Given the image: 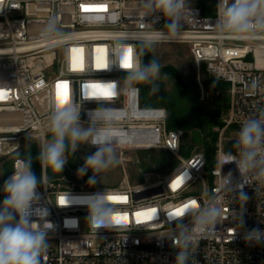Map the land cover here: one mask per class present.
I'll list each match as a JSON object with an SVG mask.
<instances>
[{"label": "built area", "instance_id": "1", "mask_svg": "<svg viewBox=\"0 0 264 264\" xmlns=\"http://www.w3.org/2000/svg\"><path fill=\"white\" fill-rule=\"evenodd\" d=\"M218 3L187 0L192 11L185 14L179 34L157 43L188 46L202 101L220 94L204 89L203 69L230 85V108L220 130L215 166L209 171L201 149L187 157L180 154L183 131L167 128L165 108L143 106L140 86L127 88L128 71L113 62L112 46L120 34L127 33L124 42L136 45L137 37L153 27L167 33L165 18L153 24L152 16L143 15L141 0H0V166L9 164V177L30 142L40 150L49 140V118L59 103L58 95L66 93L85 126L86 113L107 110L111 127L100 135L113 141L125 174L123 185L89 186L91 174L77 176L82 165L71 166L68 153L63 168L70 176L68 183L52 185L47 168L42 169L39 203L47 207L53 229L48 231V249L41 264H174L177 249L171 238L179 231L176 223L190 224L192 216L188 212L169 214L193 201L202 207L213 199L222 209L221 216L211 231L194 234L187 264H264V245L246 244L239 222L244 212L246 228H264V185L250 175L243 188L250 199L245 201L223 183L230 170L234 178L239 176L235 164L223 162L228 153L237 154L236 149L230 152L226 147L234 145L243 122L264 108V31L220 33L216 28ZM204 9L211 14H204ZM53 18L60 35L42 37ZM137 60L140 56L135 48L131 63ZM109 84H115V95H102ZM232 127L234 134L227 137ZM156 149L176 156L177 166L158 178L153 172L143 173L144 182L131 183L126 153ZM97 191L117 198L109 200L114 209L110 228L93 230L86 219V206L71 199ZM191 191L195 194L187 195ZM72 219L78 225L66 226L65 221Z\"/></svg>", "mask_w": 264, "mask_h": 264}, {"label": "clouds", "instance_id": "2", "mask_svg": "<svg viewBox=\"0 0 264 264\" xmlns=\"http://www.w3.org/2000/svg\"><path fill=\"white\" fill-rule=\"evenodd\" d=\"M144 16H152L153 24L159 18L166 20L165 33L159 29L145 32L137 37L138 44L125 43L129 36L120 34L112 53L114 63L128 71L126 87L133 88L137 84H150V94L160 91L154 82L159 78L161 65L157 59L148 62L137 60L127 67V55L135 48L139 49V56L152 50L157 43L176 37L181 28L186 13L192 10L187 6V0H141ZM216 28L222 34L242 35L256 30L264 31V0H219ZM60 35L55 18L50 19L42 37L52 39ZM115 95V84H113ZM255 88V84L253 85ZM138 90V89H137ZM107 110L99 109L86 113L87 126L81 121L79 109L70 102L58 103L49 118L51 139L41 145L36 159L41 168H51L62 172L67 164V153L75 154L81 144L91 143L95 151L84 157V163L77 169V176L83 177L91 170L87 184L94 186L98 181V174L119 163L115 153L113 141L107 135H100L111 127ZM237 154L228 153L224 163L235 164L238 178H234L230 170L224 176V186L228 191L238 192L241 199L247 201L250 197L243 191L245 181L251 175L257 182L264 185V108L258 110V115L245 120L234 141ZM43 180L33 168V158L29 154L24 159H18L15 170L4 181L2 190L4 198L0 200V264H41V257L48 249V231L53 224L47 219V207L41 205L39 188ZM68 198L65 197V200ZM71 199L86 206V217L93 230L110 228L113 225L114 209L110 205L108 195L104 191L84 194ZM222 209L213 199L202 207H192L188 213L192 216L190 224L182 221L176 223L178 232L172 236L173 247L177 249L174 264H187L190 245L195 233L211 231L221 216ZM41 219L45 220L42 225ZM239 222L243 227L242 239L246 244L264 245V228L259 226L246 228L245 213L239 215ZM66 226L76 227V219L66 220Z\"/></svg>", "mask_w": 264, "mask_h": 264}, {"label": "trees", "instance_id": "3", "mask_svg": "<svg viewBox=\"0 0 264 264\" xmlns=\"http://www.w3.org/2000/svg\"><path fill=\"white\" fill-rule=\"evenodd\" d=\"M204 14H211L204 9ZM139 50V49H138ZM152 58L157 59L152 50H146V54L140 56V60L148 62ZM158 61V60H157ZM159 62V61H158ZM160 63V62H159ZM161 65L160 73L173 82L170 90L165 89L164 83L155 80L160 91L156 94H150V84H137L141 88V102L143 106L163 107L168 113L167 128L169 130H182L180 154L183 157L191 155V152L198 148L207 156V169L210 171L215 166L217 154L218 139L220 130L225 126V118L230 108V96L228 93L229 83L208 75L203 69V86L207 92L220 91L218 96H214L209 106L200 99V86L197 82L196 75L185 78L180 71L172 65ZM234 128L227 130V133L233 132ZM51 133L49 137L51 138ZM39 149L38 144L30 142L29 146L23 150L21 156L26 158L31 154L33 158V168L35 164H40L36 159ZM70 164L77 166L71 152L68 153ZM170 152L161 151H140L138 155V166L141 171L157 173L161 171L162 166L174 168L176 161L170 160ZM9 164L0 166V188L8 177ZM49 181L56 186L61 181L68 183L70 176L53 171L47 168ZM63 178V179H62ZM4 192L0 190V200L4 198Z\"/></svg>", "mask_w": 264, "mask_h": 264}, {"label": "rangeland", "instance_id": "4", "mask_svg": "<svg viewBox=\"0 0 264 264\" xmlns=\"http://www.w3.org/2000/svg\"><path fill=\"white\" fill-rule=\"evenodd\" d=\"M153 55L157 58V60L162 65H172L175 68H177L182 75L185 76V78H189L191 75L194 74V63L193 59L190 53V50L186 44H176V43H164V44H156L154 48L152 49ZM184 70L188 72V74H184ZM162 83H164V87L166 90H170L173 87V82L168 77L159 74V78L156 79ZM207 106H209V103L212 101V98L203 100ZM233 132L227 133V137H231ZM51 138L49 137V140ZM227 151L234 152L235 147L233 144H229L226 147ZM95 149L91 148L89 144H81L79 146L78 151L73 155V159L75 160V164L83 165L84 163V157L94 152ZM154 151H161L160 149H156ZM140 152V151H139ZM139 152H127L126 157L129 159V162L127 163V171L128 175L130 177L131 183L137 184L145 181V173H149L146 171H140L138 166V155ZM170 160L176 161L178 163V160L176 156L170 154ZM35 164V172L38 176L42 178V168L39 164L37 166V163ZM71 165V164H70ZM72 166V165H71ZM177 166V165H176ZM175 166V167H176ZM74 167V166H73ZM174 167V168H175ZM173 168L170 166H162L161 171L154 173V178L162 177L170 172ZM62 173L64 171L62 170ZM144 173V174H143ZM92 175L91 170L87 173V175ZM98 181L95 185L96 188H111V187H117L120 185H123L125 183V174L123 171V168L120 163H118L114 167H110L106 171H102L98 174ZM195 194L194 191L189 192L187 195Z\"/></svg>", "mask_w": 264, "mask_h": 264}, {"label": "snow or ice", "instance_id": "5", "mask_svg": "<svg viewBox=\"0 0 264 264\" xmlns=\"http://www.w3.org/2000/svg\"><path fill=\"white\" fill-rule=\"evenodd\" d=\"M83 7V6H82ZM128 63H127V67H130L131 66V50H129L128 52V55L126 57ZM88 87V86H86ZM93 88H96V89H99V88H102V87H105V86H100V85H92ZM113 85L109 84L106 86L107 88V91H104L102 92L101 94L102 95H106V96H111V95H114L113 91H111L113 89ZM58 100H59V103H65L67 102V94L65 93L63 96H59L58 95ZM109 200H114V199H117L116 197H108ZM60 203L61 204H64L65 203V199L64 198H61L60 200ZM196 206V202L193 201L191 202L190 205H185L182 209H177L174 213H170L169 215L170 216H180L182 215L183 213H186L188 212L192 207H195ZM117 222H119V220L117 219Z\"/></svg>", "mask_w": 264, "mask_h": 264}]
</instances>
